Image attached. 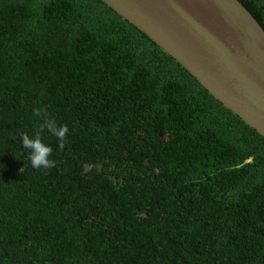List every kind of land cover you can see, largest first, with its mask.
Instances as JSON below:
<instances>
[{
    "label": "trees",
    "instance_id": "trees-1",
    "mask_svg": "<svg viewBox=\"0 0 264 264\" xmlns=\"http://www.w3.org/2000/svg\"><path fill=\"white\" fill-rule=\"evenodd\" d=\"M0 264H264V136L101 0H0Z\"/></svg>",
    "mask_w": 264,
    "mask_h": 264
},
{
    "label": "water",
    "instance_id": "water-1",
    "mask_svg": "<svg viewBox=\"0 0 264 264\" xmlns=\"http://www.w3.org/2000/svg\"><path fill=\"white\" fill-rule=\"evenodd\" d=\"M264 136V28L240 0H101Z\"/></svg>",
    "mask_w": 264,
    "mask_h": 264
},
{
    "label": "clouds",
    "instance_id": "clouds-1",
    "mask_svg": "<svg viewBox=\"0 0 264 264\" xmlns=\"http://www.w3.org/2000/svg\"><path fill=\"white\" fill-rule=\"evenodd\" d=\"M33 112L37 117L42 115L39 109H34ZM44 128H47L57 138L59 141L58 147L63 149L69 133L67 125L57 126L54 120L44 119L40 130L42 131ZM20 142L23 148L29 151V160L33 169H49L55 166V161L50 159L53 149L41 140L39 134H36L34 137L24 134L21 136ZM207 223L210 226L214 224V222L210 221Z\"/></svg>",
    "mask_w": 264,
    "mask_h": 264
}]
</instances>
